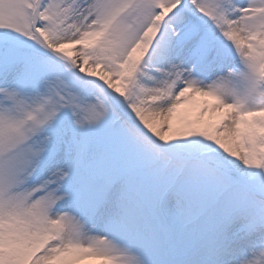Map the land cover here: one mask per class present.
Here are the masks:
<instances>
[{
  "label": "snow or ice",
  "instance_id": "snow-or-ice-1",
  "mask_svg": "<svg viewBox=\"0 0 264 264\" xmlns=\"http://www.w3.org/2000/svg\"><path fill=\"white\" fill-rule=\"evenodd\" d=\"M264 264V0H0V264Z\"/></svg>",
  "mask_w": 264,
  "mask_h": 264
}]
</instances>
